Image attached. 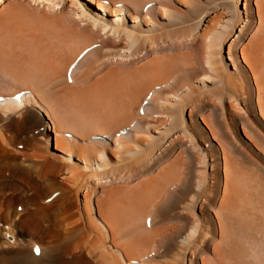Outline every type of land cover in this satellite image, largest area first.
Returning <instances> with one entry per match:
<instances>
[{"label": "bare ground", "instance_id": "6f19581e", "mask_svg": "<svg viewBox=\"0 0 264 264\" xmlns=\"http://www.w3.org/2000/svg\"><path fill=\"white\" fill-rule=\"evenodd\" d=\"M0 96V264H264V0H0Z\"/></svg>", "mask_w": 264, "mask_h": 264}, {"label": "rangeland", "instance_id": "374dc122", "mask_svg": "<svg viewBox=\"0 0 264 264\" xmlns=\"http://www.w3.org/2000/svg\"><path fill=\"white\" fill-rule=\"evenodd\" d=\"M176 11H177V10H176ZM112 59H113V58H110L109 61H113ZM109 63H110L112 66H114V63H113V62H109ZM62 82H64V81L62 80Z\"/></svg>", "mask_w": 264, "mask_h": 264}, {"label": "snow or ice", "instance_id": "6c2138e0", "mask_svg": "<svg viewBox=\"0 0 264 264\" xmlns=\"http://www.w3.org/2000/svg\"><path fill=\"white\" fill-rule=\"evenodd\" d=\"M37 251H39V250L37 249Z\"/></svg>", "mask_w": 264, "mask_h": 264}]
</instances>
